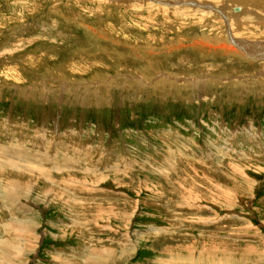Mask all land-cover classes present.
<instances>
[{
    "label": "rangeland",
    "instance_id": "374dc122",
    "mask_svg": "<svg viewBox=\"0 0 264 264\" xmlns=\"http://www.w3.org/2000/svg\"><path fill=\"white\" fill-rule=\"evenodd\" d=\"M0 264H264V0H0Z\"/></svg>",
    "mask_w": 264,
    "mask_h": 264
},
{
    "label": "bare ground",
    "instance_id": "6f19581e",
    "mask_svg": "<svg viewBox=\"0 0 264 264\" xmlns=\"http://www.w3.org/2000/svg\"><path fill=\"white\" fill-rule=\"evenodd\" d=\"M154 1V0H153ZM235 9L237 10L238 9V7H235ZM246 14V13H245ZM230 18H232V17H230ZM238 21H240V20H238ZM235 26V25H234ZM237 51V50H236ZM47 177V176H46ZM10 182V181H9ZM20 184V183H19ZM10 185V184H9ZM13 186V185H12ZM10 187V186H9ZM7 188V187H6ZM14 189H15V187H14ZM11 192V191H10ZM8 195V194H7ZM8 197H9V195H8ZM12 197V196H11ZM3 249V248H2ZM198 259V258H197ZM162 260V259H161ZM194 261V260H193Z\"/></svg>",
    "mask_w": 264,
    "mask_h": 264
}]
</instances>
